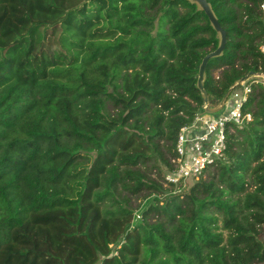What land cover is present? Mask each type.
Instances as JSON below:
<instances>
[{"label": "trees", "instance_id": "trees-1", "mask_svg": "<svg viewBox=\"0 0 264 264\" xmlns=\"http://www.w3.org/2000/svg\"><path fill=\"white\" fill-rule=\"evenodd\" d=\"M207 1L227 33L206 70L216 106L264 72V0ZM217 46L185 0H0V264H264L260 84L190 187L147 170L173 168Z\"/></svg>", "mask_w": 264, "mask_h": 264}, {"label": "built area", "instance_id": "built-area-1", "mask_svg": "<svg viewBox=\"0 0 264 264\" xmlns=\"http://www.w3.org/2000/svg\"><path fill=\"white\" fill-rule=\"evenodd\" d=\"M261 52L264 53V44ZM253 84H260L264 88V79H250L232 92L219 113L198 114L193 123L181 129L173 168L164 177L166 186H185L186 182L200 178L207 167L224 159L230 131L240 130L252 120L250 114L243 112V106Z\"/></svg>", "mask_w": 264, "mask_h": 264}, {"label": "water", "instance_id": "water-1", "mask_svg": "<svg viewBox=\"0 0 264 264\" xmlns=\"http://www.w3.org/2000/svg\"><path fill=\"white\" fill-rule=\"evenodd\" d=\"M186 2L194 5L198 12L204 13L207 17L211 28L215 31L216 37L218 40V46L216 50L207 54L202 63L199 66V73H198V80L196 84V88L200 92V95L203 99V112L207 114H217L219 113L230 95L233 91L240 88L242 85L246 84L252 78H260L264 79V72L263 73H256V72H249L246 76L242 77L238 81H236L231 88L228 90L226 95L222 98V100L216 105L213 106L210 102L209 95L205 89V82L207 80V66L209 62L213 59L221 58L224 55L226 44H227V33L226 31L220 26L218 17L214 12L212 5L207 0H185Z\"/></svg>", "mask_w": 264, "mask_h": 264}, {"label": "rangeland", "instance_id": "rangeland-1", "mask_svg": "<svg viewBox=\"0 0 264 264\" xmlns=\"http://www.w3.org/2000/svg\"><path fill=\"white\" fill-rule=\"evenodd\" d=\"M217 74H219V72H215L214 73V76H216ZM112 113V112H111ZM113 114V113H112ZM161 145L164 147L162 148V152L164 154V156L167 154L166 153V147L165 145L161 142ZM147 170H148V174L152 177V178H158V171L161 172V178L165 176V174L167 173V171L169 170V168L167 166H165L163 163L160 162L159 158H157L154 162L151 161L150 164L147 165ZM162 179H160L161 181ZM162 183L164 184V182L162 181ZM192 184V181H188L186 182L184 185L187 186V187H190ZM165 186V185H164ZM184 186V187H185ZM167 187V186H165ZM168 188V187H167ZM144 195V194H143ZM144 197V196H143ZM143 197H139V198H135L133 199V207H138L139 205L143 204L144 203V200H143ZM154 196H152L153 198ZM163 197H161L162 199ZM263 240H264V236H263Z\"/></svg>", "mask_w": 264, "mask_h": 264}]
</instances>
